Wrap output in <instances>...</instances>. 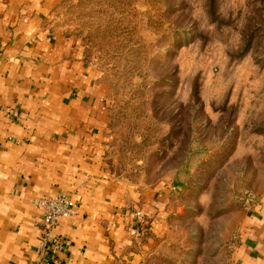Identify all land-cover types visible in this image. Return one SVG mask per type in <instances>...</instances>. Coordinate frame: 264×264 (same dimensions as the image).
Returning a JSON list of instances; mask_svg holds the SVG:
<instances>
[{"label":"rangeland","instance_id":"1","mask_svg":"<svg viewBox=\"0 0 264 264\" xmlns=\"http://www.w3.org/2000/svg\"><path fill=\"white\" fill-rule=\"evenodd\" d=\"M52 23L103 87L104 163L136 238L117 264H232L240 198L264 194V0H58ZM158 188L168 232L144 248Z\"/></svg>","mask_w":264,"mask_h":264},{"label":"crops","instance_id":"2","mask_svg":"<svg viewBox=\"0 0 264 264\" xmlns=\"http://www.w3.org/2000/svg\"><path fill=\"white\" fill-rule=\"evenodd\" d=\"M57 2L0 0V264H117L136 238L115 208L131 201L104 163L103 87L78 41L54 27ZM56 194L74 214L51 232L61 241L52 257L32 202ZM168 199L163 188L146 194L142 247L168 232ZM230 260L264 264V194L241 214Z\"/></svg>","mask_w":264,"mask_h":264},{"label":"built area","instance_id":"3","mask_svg":"<svg viewBox=\"0 0 264 264\" xmlns=\"http://www.w3.org/2000/svg\"><path fill=\"white\" fill-rule=\"evenodd\" d=\"M240 200L245 210L252 211L257 204L258 197L251 191H245ZM32 204L41 214L40 227L45 236L43 244L48 248V253L52 257H56L61 248V241L58 238L50 237V234L57 227L61 219L74 214L71 208L70 198L63 194L40 196L35 198ZM134 215L137 219L142 217L140 211H136ZM47 264L61 263L54 259L53 262Z\"/></svg>","mask_w":264,"mask_h":264}]
</instances>
